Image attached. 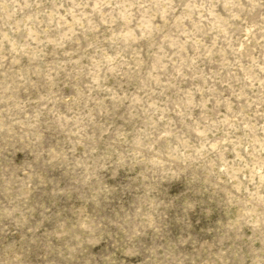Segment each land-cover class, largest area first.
<instances>
[{
	"label": "clouds",
	"instance_id": "1",
	"mask_svg": "<svg viewBox=\"0 0 264 264\" xmlns=\"http://www.w3.org/2000/svg\"><path fill=\"white\" fill-rule=\"evenodd\" d=\"M0 264H264V0H0Z\"/></svg>",
	"mask_w": 264,
	"mask_h": 264
}]
</instances>
